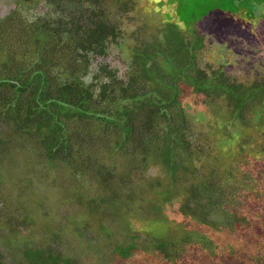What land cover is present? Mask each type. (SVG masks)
Returning a JSON list of instances; mask_svg holds the SVG:
<instances>
[{
	"label": "trees",
	"instance_id": "trees-1",
	"mask_svg": "<svg viewBox=\"0 0 264 264\" xmlns=\"http://www.w3.org/2000/svg\"><path fill=\"white\" fill-rule=\"evenodd\" d=\"M12 1L0 16V264H264V79L198 62L204 36L228 38L226 17L188 22L175 0ZM232 35L264 44L250 27ZM123 47L121 74L94 61ZM30 155L41 175L70 178L73 224L47 214L44 194L24 204L39 187L26 174L27 193L7 191Z\"/></svg>",
	"mask_w": 264,
	"mask_h": 264
},
{
	"label": "rangeland",
	"instance_id": "rangeland-1",
	"mask_svg": "<svg viewBox=\"0 0 264 264\" xmlns=\"http://www.w3.org/2000/svg\"><path fill=\"white\" fill-rule=\"evenodd\" d=\"M137 2L138 5L144 9L145 1L139 0ZM175 2L177 4V12L183 20L188 22H193L194 18H196V21L202 20L205 13L213 9V13H218L219 16L226 17V21L220 22V25L228 38L224 42H218L215 37L208 40L204 36L203 50L201 54H198L200 67L206 69V71H209V69H220L231 79L241 83H250L251 81L264 79V44L255 41L251 42L250 40H245L247 41L245 42L242 41L240 37H236L237 35H234V38L232 37V33L236 34L248 27L255 29L256 32H264V0H175ZM14 9L15 5L12 0H0V16L8 14ZM70 10H73L72 6L68 7V11ZM144 13L145 16L149 18L152 25L153 23H157L159 26L161 25L162 20L159 15H152L151 12L146 11H144ZM132 15L134 16V13H132ZM131 21L132 25H138L137 18L134 17ZM246 24H248V26H246ZM132 30L134 29L127 27L128 32ZM178 32L179 35H182V32L184 33L185 30L180 28ZM186 37H189V34H186ZM129 45L128 43L126 48ZM126 48L123 47L122 50H110L107 57L98 58L94 61L98 64L107 62L112 67H117L121 74L122 66L126 64L129 56ZM189 91V88L183 89L182 98L189 95ZM197 108L199 111H202L201 107ZM202 114L201 118H207L204 112ZM217 122L220 123L223 122V120H217ZM203 123L204 121L201 120L197 125ZM31 157L33 156L30 155L19 158L18 167H20V169L11 175H7L8 179L5 182L7 191L14 193V195L27 193L23 190L25 186L17 184V179H21L23 175L26 174L25 178L38 184L39 187L34 194H32L33 200L28 197L24 200V204L31 205V208H33L35 202L44 194L49 197L47 202L43 205L47 214H51L52 217L55 216L53 220H56L59 217H63L62 213L68 210L70 215L65 218L63 217L62 220H65L69 224H73L72 213L75 212L74 203L65 199L68 192H64L65 187L70 183V178L67 176L60 178L54 174L50 178L41 175L38 168H33L34 164L27 160ZM151 174L158 176L157 171H151ZM12 198L13 196H10V200H12ZM34 206L37 207L36 204ZM171 212L174 213L173 211ZM143 236L146 235L143 234Z\"/></svg>",
	"mask_w": 264,
	"mask_h": 264
}]
</instances>
